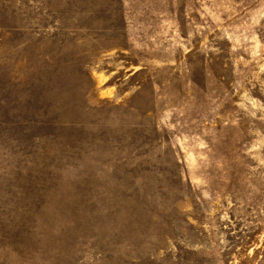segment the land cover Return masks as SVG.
Wrapping results in <instances>:
<instances>
[{"label":"rangeland","instance_id":"rangeland-1","mask_svg":"<svg viewBox=\"0 0 264 264\" xmlns=\"http://www.w3.org/2000/svg\"><path fill=\"white\" fill-rule=\"evenodd\" d=\"M0 264H264V0H0Z\"/></svg>","mask_w":264,"mask_h":264},{"label":"trees","instance_id":"trees-1","mask_svg":"<svg viewBox=\"0 0 264 264\" xmlns=\"http://www.w3.org/2000/svg\"><path fill=\"white\" fill-rule=\"evenodd\" d=\"M15 140H17V139H15ZM24 144H26V143H24Z\"/></svg>","mask_w":264,"mask_h":264}]
</instances>
